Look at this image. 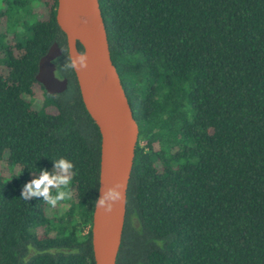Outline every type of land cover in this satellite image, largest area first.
Instances as JSON below:
<instances>
[{
    "label": "trees",
    "instance_id": "1",
    "mask_svg": "<svg viewBox=\"0 0 264 264\" xmlns=\"http://www.w3.org/2000/svg\"><path fill=\"white\" fill-rule=\"evenodd\" d=\"M4 1L0 264H95L102 137L63 69L58 0ZM99 1L140 128L117 264H264V0ZM54 42L69 84L51 94L37 73ZM62 157L77 170L66 209L22 199Z\"/></svg>",
    "mask_w": 264,
    "mask_h": 264
},
{
    "label": "water",
    "instance_id": "2",
    "mask_svg": "<svg viewBox=\"0 0 264 264\" xmlns=\"http://www.w3.org/2000/svg\"><path fill=\"white\" fill-rule=\"evenodd\" d=\"M56 18L66 34L69 56L88 55V67L75 73L84 104L102 137L97 199L101 188L107 191L116 184L124 186V200L111 213L94 207L92 221L95 264H117L140 128L112 59L100 1L58 0ZM61 54L62 48L54 42L40 59L37 80L51 94L65 91L69 84L68 78L56 75L54 59Z\"/></svg>",
    "mask_w": 264,
    "mask_h": 264
},
{
    "label": "clouds",
    "instance_id": "3",
    "mask_svg": "<svg viewBox=\"0 0 264 264\" xmlns=\"http://www.w3.org/2000/svg\"><path fill=\"white\" fill-rule=\"evenodd\" d=\"M88 67V55L79 53L70 55L63 65L64 71H82ZM74 163L66 158L54 160V168L40 170L39 174L22 186L21 198L30 201L34 198H43L51 208H56L62 201L71 199L72 192L70 185L77 174ZM122 184H116L104 191L102 188L101 196L95 201V207L104 208L107 213H111L115 205L124 200ZM159 247H163V241H154Z\"/></svg>",
    "mask_w": 264,
    "mask_h": 264
},
{
    "label": "rangeland",
    "instance_id": "4",
    "mask_svg": "<svg viewBox=\"0 0 264 264\" xmlns=\"http://www.w3.org/2000/svg\"><path fill=\"white\" fill-rule=\"evenodd\" d=\"M43 6H42V4L37 8V10H40L41 8H42ZM5 9H6V3H5V1L4 0H0V14L3 12V11H5ZM1 20H2V25H0L1 27H2V29H4L5 31H8V33H10V34H12V32H13V29L12 28H10V23H9V21L7 20L6 21V17H2L1 18ZM14 25V26H13ZM11 26H13V27H16V29L19 31V32H17V37L19 38V39H21L23 36H25V35H27V32L23 29V27L17 22V19L15 18V19H13V21L11 22ZM5 166V163H3L2 164V167H4ZM68 204H69V200L67 199V200H65V201H62L61 202V204H59L58 206L60 207V208H62V210H65L66 209V207L68 206ZM57 206V207H58Z\"/></svg>",
    "mask_w": 264,
    "mask_h": 264
},
{
    "label": "flooded vegetation",
    "instance_id": "5",
    "mask_svg": "<svg viewBox=\"0 0 264 264\" xmlns=\"http://www.w3.org/2000/svg\"><path fill=\"white\" fill-rule=\"evenodd\" d=\"M59 46H60V45H59ZM62 53H63V49H62ZM59 56H60V55H59ZM56 58H57V57H56ZM56 58H55V59H56ZM55 59H54V60H55ZM56 75H57V74H56ZM58 77H59V76H58ZM59 78H61V77H59ZM62 78H67V77H62ZM54 94H55V93H54Z\"/></svg>",
    "mask_w": 264,
    "mask_h": 264
}]
</instances>
